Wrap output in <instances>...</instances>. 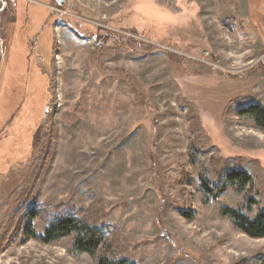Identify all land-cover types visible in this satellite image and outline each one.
<instances>
[{
  "label": "rangeland",
  "instance_id": "1",
  "mask_svg": "<svg viewBox=\"0 0 264 264\" xmlns=\"http://www.w3.org/2000/svg\"><path fill=\"white\" fill-rule=\"evenodd\" d=\"M65 1L0 13V264H93L27 234L39 206L108 225L137 264H264L220 214L264 209V128L238 114L264 106V0ZM191 147L210 182L253 186L207 198Z\"/></svg>",
  "mask_w": 264,
  "mask_h": 264
},
{
  "label": "trees",
  "instance_id": "2",
  "mask_svg": "<svg viewBox=\"0 0 264 264\" xmlns=\"http://www.w3.org/2000/svg\"><path fill=\"white\" fill-rule=\"evenodd\" d=\"M252 2V1H251ZM252 12L259 14L253 19L259 28L264 30V16L258 5L251 3ZM58 6H61L58 4ZM257 12V13H256ZM258 18V20L256 19ZM239 116L251 118L259 128H264V106L257 104L249 105L238 111ZM192 163L197 164L199 170L200 191L207 197L217 199L227 189L230 184L238 190H243L246 186H253V178L243 170L232 169L224 174L218 183L210 182L208 172L204 165L199 162L200 154L194 148H190ZM237 185V186H236ZM251 197L246 202L247 209L255 204ZM31 219L41 218L44 225L38 233L33 228L27 230L30 237L42 242H56L66 237L71 238L70 252L73 254H85L89 256L93 264H137L127 258L115 257L113 253L107 251V232L109 226H96L86 220L77 217L74 212L63 208L46 210L42 206L27 212ZM220 214L227 217L232 224L242 233L253 238H264V209L258 210L254 217H250L240 208L225 206ZM106 247V249H104Z\"/></svg>",
  "mask_w": 264,
  "mask_h": 264
},
{
  "label": "built area",
  "instance_id": "3",
  "mask_svg": "<svg viewBox=\"0 0 264 264\" xmlns=\"http://www.w3.org/2000/svg\"><path fill=\"white\" fill-rule=\"evenodd\" d=\"M19 0H0V13H4L5 10L11 9L17 6ZM58 10L57 8H54ZM5 56V47L4 42L0 38V58L4 60Z\"/></svg>",
  "mask_w": 264,
  "mask_h": 264
},
{
  "label": "flooded vegetation",
  "instance_id": "4",
  "mask_svg": "<svg viewBox=\"0 0 264 264\" xmlns=\"http://www.w3.org/2000/svg\"><path fill=\"white\" fill-rule=\"evenodd\" d=\"M56 2V4H59V5H64L66 3L65 0H53Z\"/></svg>",
  "mask_w": 264,
  "mask_h": 264
},
{
  "label": "clouds",
  "instance_id": "5",
  "mask_svg": "<svg viewBox=\"0 0 264 264\" xmlns=\"http://www.w3.org/2000/svg\"><path fill=\"white\" fill-rule=\"evenodd\" d=\"M238 195H239V193H238ZM242 200H243V199H240V201H239L238 203H236V204H232V206H233V207H236L239 203L242 202Z\"/></svg>",
  "mask_w": 264,
  "mask_h": 264
},
{
  "label": "crops",
  "instance_id": "6",
  "mask_svg": "<svg viewBox=\"0 0 264 264\" xmlns=\"http://www.w3.org/2000/svg\"><path fill=\"white\" fill-rule=\"evenodd\" d=\"M0 34H1V32H0Z\"/></svg>",
  "mask_w": 264,
  "mask_h": 264
}]
</instances>
